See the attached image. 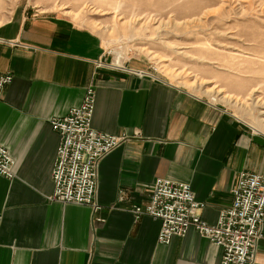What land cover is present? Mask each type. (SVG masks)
<instances>
[{
  "label": "crops",
  "instance_id": "crops-1",
  "mask_svg": "<svg viewBox=\"0 0 264 264\" xmlns=\"http://www.w3.org/2000/svg\"><path fill=\"white\" fill-rule=\"evenodd\" d=\"M99 34L18 0L0 21V144L14 160L0 175V264H220L222 249L190 229L157 242L160 221L135 218L156 179L186 183L217 221L241 172L264 175V134L228 109L110 59ZM138 71L146 74L138 75ZM95 87L92 127L125 140L99 161L98 210L51 201L59 136L50 121ZM250 264H264V222Z\"/></svg>",
  "mask_w": 264,
  "mask_h": 264
},
{
  "label": "rangeland",
  "instance_id": "rangeland-1",
  "mask_svg": "<svg viewBox=\"0 0 264 264\" xmlns=\"http://www.w3.org/2000/svg\"><path fill=\"white\" fill-rule=\"evenodd\" d=\"M29 2L95 31L113 63L137 62L248 126L264 124V0ZM17 3L0 0V21Z\"/></svg>",
  "mask_w": 264,
  "mask_h": 264
},
{
  "label": "built area",
  "instance_id": "built-area-1",
  "mask_svg": "<svg viewBox=\"0 0 264 264\" xmlns=\"http://www.w3.org/2000/svg\"><path fill=\"white\" fill-rule=\"evenodd\" d=\"M12 79L10 74H0V95ZM94 108L95 87L90 86L79 106L50 121L59 136V144L49 199L62 204L87 205L95 211L99 209L95 202L99 161L125 137L96 131L92 127ZM13 167V158L0 144V175L14 178ZM231 192V205L219 213L214 224H209L201 217L204 204L195 199L189 184L159 178L151 185L149 202L134 206L132 213L136 219L146 215L160 221L157 236L160 244L167 245L173 238L194 229L222 249L220 264H250L264 222V175L239 173Z\"/></svg>",
  "mask_w": 264,
  "mask_h": 264
},
{
  "label": "bare ground",
  "instance_id": "bare-ground-1",
  "mask_svg": "<svg viewBox=\"0 0 264 264\" xmlns=\"http://www.w3.org/2000/svg\"><path fill=\"white\" fill-rule=\"evenodd\" d=\"M116 53H117V52H116ZM116 65H118V64H116ZM217 93L220 94V92H218V91H217ZM249 98H251V105L254 106V104H255V103H254V100H255V99H254L252 93L250 94V97H249ZM222 99H228V100H230L229 97H227L226 95H223ZM241 102H242V101H241ZM239 103H240V102H239ZM259 103H260V102H259ZM246 104H247V103H246ZM256 104H258V102H257ZM256 104H255V105H256ZM261 104H263V103L261 102ZM251 105H250V106H251ZM261 108H262V107H261ZM262 114H264V112H262ZM263 121H264V120H261L260 122H263ZM249 126H251V128H253V130H254L255 132H260V133L263 132V133H264V124L261 125L260 123H252V124H250Z\"/></svg>",
  "mask_w": 264,
  "mask_h": 264
}]
</instances>
